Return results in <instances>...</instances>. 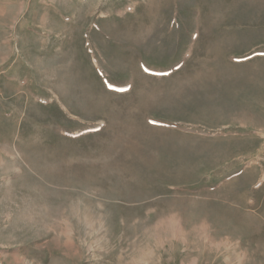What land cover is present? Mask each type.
I'll use <instances>...</instances> for the list:
<instances>
[{
	"label": "rangeland",
	"instance_id": "1",
	"mask_svg": "<svg viewBox=\"0 0 264 264\" xmlns=\"http://www.w3.org/2000/svg\"><path fill=\"white\" fill-rule=\"evenodd\" d=\"M0 264H264V0H0Z\"/></svg>",
	"mask_w": 264,
	"mask_h": 264
}]
</instances>
